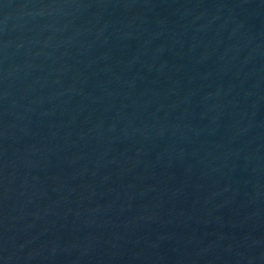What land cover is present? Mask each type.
I'll use <instances>...</instances> for the list:
<instances>
[{"label":"water","instance_id":"obj_1","mask_svg":"<svg viewBox=\"0 0 264 264\" xmlns=\"http://www.w3.org/2000/svg\"><path fill=\"white\" fill-rule=\"evenodd\" d=\"M0 264H264V0H0Z\"/></svg>","mask_w":264,"mask_h":264}]
</instances>
